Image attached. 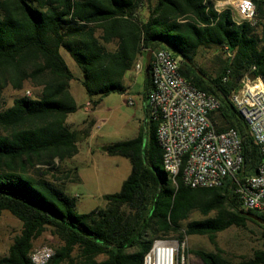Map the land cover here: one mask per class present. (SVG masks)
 I'll use <instances>...</instances> for the list:
<instances>
[{
  "label": "trees",
  "instance_id": "16d2710c",
  "mask_svg": "<svg viewBox=\"0 0 264 264\" xmlns=\"http://www.w3.org/2000/svg\"><path fill=\"white\" fill-rule=\"evenodd\" d=\"M216 1L0 0V88L7 82L21 90L30 82L40 89L0 111V212L21 223L0 264H30L33 241L46 229L59 242L49 264H142L153 242L172 234L179 242L187 236L213 240L253 220L264 232V212L242 209L231 179L218 188L192 189L179 179L174 185L163 172L157 122L148 119L144 104L149 73L142 93L144 130L107 146L109 155L128 159L131 170L119 192L103 196L104 208L78 213L76 197L65 188L26 172L78 152L80 132L66 122L79 109L69 90L74 76L61 50L80 70L95 109L104 96L126 92L124 77L142 53L165 48L179 59L187 81L218 99L220 107L211 115L213 123L216 115L222 119L216 129L237 132L244 157L239 178L254 174L263 156L229 97L244 74L264 77V0H252L260 37L250 23L234 22L228 9L217 13ZM144 5L148 14L141 17ZM201 49L228 54L213 78L196 64ZM193 211L203 219L186 222ZM194 254L201 264H264V250L236 263L217 253Z\"/></svg>",
  "mask_w": 264,
  "mask_h": 264
},
{
  "label": "built area",
  "instance_id": "2783aa9c",
  "mask_svg": "<svg viewBox=\"0 0 264 264\" xmlns=\"http://www.w3.org/2000/svg\"><path fill=\"white\" fill-rule=\"evenodd\" d=\"M213 8L217 13L228 9L236 23L252 25L256 21L252 0H220ZM179 67V59L165 48L153 52L148 67L151 89L144 104L148 119L157 122L156 141L162 152L163 172L174 185L179 179L192 189L218 188L231 179L240 207L264 212V77L244 74L229 97L263 156L254 174L239 178L244 157L237 132L216 129L211 115L220 107L218 99L193 86L180 74ZM134 68L142 70L141 63L136 62ZM126 102L135 105L132 99ZM53 256V249L38 246L29 252L28 259L30 264H49ZM142 264L188 261L183 245L157 240Z\"/></svg>",
  "mask_w": 264,
  "mask_h": 264
},
{
  "label": "rangeland",
  "instance_id": "374dc122",
  "mask_svg": "<svg viewBox=\"0 0 264 264\" xmlns=\"http://www.w3.org/2000/svg\"><path fill=\"white\" fill-rule=\"evenodd\" d=\"M138 13L141 17H146L147 7L144 5ZM252 25L255 26V35L260 37V25L256 21ZM155 50L156 48L144 52L142 56L150 57ZM61 54L74 76L69 83V90L79 109L69 114L66 122L71 130L80 132L78 152L72 158L63 161L54 160L51 165L29 167L26 172L30 176L43 177L65 188L64 192L67 195L76 197V211L88 213L96 208H104L103 196L119 192L130 173L129 160L119 155H109L107 146L133 139L138 136L140 129L144 130L147 119L142 100L145 68L140 71L135 70L134 65L140 58L138 57L132 69L124 77L126 92L110 93L101 99L95 109H92L89 104L90 98L80 83V70L65 51L61 50ZM227 55L217 49H201L195 61L208 77L213 78L218 74ZM2 80L3 78H0V82ZM39 91L40 89L32 87L30 82H24L21 90L13 89L6 82L0 88V111L10 107L15 98L34 97ZM128 99L134 100L135 105L127 104ZM221 120L217 115L214 117L215 124L221 123ZM105 147L106 151L103 150ZM74 177L79 179L78 182L70 183V178ZM201 219L203 216L193 211L186 222ZM20 230L21 223L16 218L7 211L0 212V258L7 255L14 237ZM157 240L175 241L180 246L183 245L188 264H201L200 259L194 254L195 251L217 253L222 258L236 263L250 258L256 250H264L263 226L256 220L247 221L244 227L231 226L218 232L213 240L207 236H187L179 242L175 234L157 238L155 241ZM58 245V240L49 229L33 241L34 248L48 246L55 250Z\"/></svg>",
  "mask_w": 264,
  "mask_h": 264
},
{
  "label": "crops",
  "instance_id": "0c3cea01",
  "mask_svg": "<svg viewBox=\"0 0 264 264\" xmlns=\"http://www.w3.org/2000/svg\"><path fill=\"white\" fill-rule=\"evenodd\" d=\"M143 59H144V64H142V60H143ZM151 60H152V55H151L150 57H147V55H144V57L141 56V57L139 58L138 62L141 63L142 68H148L147 66L150 64Z\"/></svg>",
  "mask_w": 264,
  "mask_h": 264
},
{
  "label": "water",
  "instance_id": "95a60500",
  "mask_svg": "<svg viewBox=\"0 0 264 264\" xmlns=\"http://www.w3.org/2000/svg\"><path fill=\"white\" fill-rule=\"evenodd\" d=\"M149 73V70L148 68H145V74H148ZM146 117V116H145ZM104 151H106V147L103 149Z\"/></svg>",
  "mask_w": 264,
  "mask_h": 264
}]
</instances>
